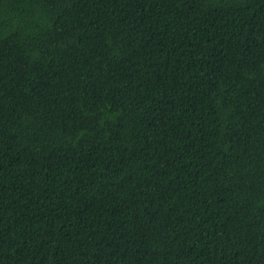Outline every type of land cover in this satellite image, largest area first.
<instances>
[{
    "label": "trees",
    "instance_id": "1",
    "mask_svg": "<svg viewBox=\"0 0 264 264\" xmlns=\"http://www.w3.org/2000/svg\"><path fill=\"white\" fill-rule=\"evenodd\" d=\"M0 264H264V0H0Z\"/></svg>",
    "mask_w": 264,
    "mask_h": 264
}]
</instances>
